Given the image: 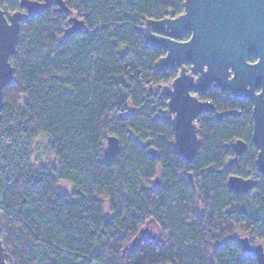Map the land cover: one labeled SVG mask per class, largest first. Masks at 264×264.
I'll return each mask as SVG.
<instances>
[{"label":"trees","instance_id":"trees-1","mask_svg":"<svg viewBox=\"0 0 264 264\" xmlns=\"http://www.w3.org/2000/svg\"><path fill=\"white\" fill-rule=\"evenodd\" d=\"M21 1L0 6L10 15L24 11ZM64 1L67 12L52 0L21 22L10 58L14 79L0 120V238L8 264H258L233 238L247 232L251 243L264 244L251 103L209 91L204 100L215 111L197 119L201 146L191 162L176 151L164 117L158 85L178 70L156 69L165 50L148 45L141 28L168 11L180 15L185 0ZM72 15L84 25L66 36ZM109 136L120 151L106 160ZM40 138L55 163L36 158ZM237 139L247 150L229 167ZM230 175L257 185L238 195ZM62 182L73 191H62ZM149 220L159 238L134 244Z\"/></svg>","mask_w":264,"mask_h":264},{"label":"water","instance_id":"water-1","mask_svg":"<svg viewBox=\"0 0 264 264\" xmlns=\"http://www.w3.org/2000/svg\"><path fill=\"white\" fill-rule=\"evenodd\" d=\"M60 10L67 12L64 0H54ZM52 0H22L19 10L6 15L0 6V120L4 107V89L14 79L10 62L16 53L21 22L48 9ZM163 19H146L141 28L148 45L164 49L165 55L156 62V69H178L177 76L158 85L167 98L168 119L174 131V147L188 162L195 159L201 146L198 117L215 111L209 101L200 99L212 87L231 93L235 98H247L253 103L252 141L258 149L257 169L264 176V0H185L184 11L178 16ZM66 36L79 33L84 21L75 15L69 19ZM188 36V39H184ZM255 56L257 61L250 62ZM189 65V66H187ZM261 86V92L256 88ZM225 114L238 115L237 110L216 113L219 120ZM229 147L234 157L227 166L234 164L247 150L241 139ZM120 151V141L109 136L105 158L111 160ZM158 180V179H157ZM257 185L254 178L230 175L228 187L236 194L251 191ZM1 232V224H0ZM246 252L257 256L264 264V245H252L249 237L233 236ZM0 264H8L7 254L0 238Z\"/></svg>","mask_w":264,"mask_h":264},{"label":"rangeland","instance_id":"rangeland-1","mask_svg":"<svg viewBox=\"0 0 264 264\" xmlns=\"http://www.w3.org/2000/svg\"><path fill=\"white\" fill-rule=\"evenodd\" d=\"M45 143H46V141H45L44 138H40L38 140L36 158L40 161V163L47 164L49 162H54V158L46 150ZM60 185H61L62 191H66V192H69V193H71L73 191L72 186H70L67 183L62 182ZM143 236H148V237H151L153 239H158L159 236H160V228H159V226L153 220L147 221L143 225V227L141 228V231H140L139 235L137 236V238L134 241V244H136L138 242V240L141 237H143ZM237 236H239V237H248L250 235L247 232H238ZM252 240H253V242L251 244H253V245L261 243L257 239H252Z\"/></svg>","mask_w":264,"mask_h":264},{"label":"flooded vegetation","instance_id":"flooded-vegetation-1","mask_svg":"<svg viewBox=\"0 0 264 264\" xmlns=\"http://www.w3.org/2000/svg\"><path fill=\"white\" fill-rule=\"evenodd\" d=\"M252 59H255V60H252ZM257 61V58L255 57V56H253V57H251L250 58V62L251 63H255ZM187 66H189V65H187ZM173 69H175V68H173ZM176 70H178V69H176ZM164 84V83H163ZM212 89H218V88H214V87H212L210 90H208L207 91V93L205 94V95H200L199 97H200V99L201 100H203V101H209V100H204V97L208 94V92L209 91H211ZM261 86H258L257 88H256V92L257 93H260L261 92ZM220 90V89H219ZM222 91V90H221ZM225 92V91H224ZM226 93H228V92H226ZM231 94V93H230ZM232 95V94H231ZM233 96V95H232ZM234 97V96H233ZM235 98V97H234ZM235 99H241V100H245V101H247V102H249V103H251V105H252V110H253V103H252V101L250 100V99H247V98H243V97H240V98H235ZM209 102H211V101H209ZM212 103V102H211ZM239 113L241 112V109H238L237 110ZM240 157V156H239ZM238 157V158H239ZM238 160V159H237ZM237 163V161L234 163V164H232V165H235ZM232 165H230V166H232ZM229 166V167H230ZM261 173V172H260ZM262 174V173H261ZM249 178V177H248ZM252 178V177H251ZM255 179V178H254ZM251 243V242H250ZM262 243V242H261ZM253 245V244H252ZM264 245V244H263Z\"/></svg>","mask_w":264,"mask_h":264}]
</instances>
